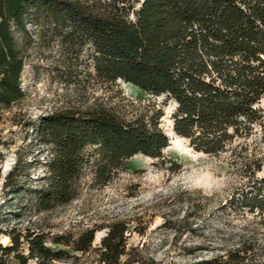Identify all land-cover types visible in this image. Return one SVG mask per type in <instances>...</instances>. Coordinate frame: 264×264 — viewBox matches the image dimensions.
<instances>
[{
  "label": "trees",
  "instance_id": "1",
  "mask_svg": "<svg viewBox=\"0 0 264 264\" xmlns=\"http://www.w3.org/2000/svg\"><path fill=\"white\" fill-rule=\"evenodd\" d=\"M27 24L75 55L87 45L96 78L122 79L173 100V132L195 151L217 155L235 139L248 138L255 125L264 131V0H0V104L6 106L24 96L20 76L34 42ZM162 115L154 104L130 118L92 106L55 110L28 124L46 147L44 183L33 189L37 208L49 211L72 200L88 164L106 182L132 156L160 157L170 144L159 127ZM20 164L17 159L5 176L12 194L20 190ZM255 180L234 201L262 216L264 176ZM103 227L106 234L92 247ZM127 228L126 221L112 220L76 238L54 235L51 242L93 251L99 264L143 263L128 248ZM0 232L8 237L6 245L0 242V264H10L9 256L16 264H56L75 256L48 247L41 229ZM189 264H264V243L244 239Z\"/></svg>",
  "mask_w": 264,
  "mask_h": 264
},
{
  "label": "rangeland",
  "instance_id": "2",
  "mask_svg": "<svg viewBox=\"0 0 264 264\" xmlns=\"http://www.w3.org/2000/svg\"><path fill=\"white\" fill-rule=\"evenodd\" d=\"M27 28L34 42L20 76L24 96L9 106L0 104V231L41 229L48 247L76 256L56 264H99L93 251H74L52 243L51 237L76 238L82 230L112 220L127 222L128 248L143 261L133 264H189L224 253L244 239L264 243V215L234 201L256 184L255 178L264 176V131L259 125L248 138L235 139L217 155L194 153L186 141L162 150L160 157L132 156L106 182L98 180L88 164L72 200L39 210L33 189L44 183L46 147L39 146L28 124L55 110L92 106L130 118L154 104L163 111L159 127L166 133L176 105L123 81L96 78L87 45L75 55L57 40L49 42L35 25ZM259 106H264V98ZM17 159L20 190L12 194L4 181ZM106 231L103 227L95 232L92 247ZM3 237L0 232L1 243ZM26 248L23 243L24 253ZM8 261L16 264L12 256ZM28 264H37L36 259Z\"/></svg>",
  "mask_w": 264,
  "mask_h": 264
},
{
  "label": "bare ground",
  "instance_id": "3",
  "mask_svg": "<svg viewBox=\"0 0 264 264\" xmlns=\"http://www.w3.org/2000/svg\"><path fill=\"white\" fill-rule=\"evenodd\" d=\"M118 80L123 81L122 79H118ZM123 82H124V81H123ZM124 83H126V82H124ZM127 84H129V83H127ZM129 85H131V84H129ZM173 104L176 105L175 102H173ZM166 134H167V135L169 136V138H170V144H169V146L166 147L165 149H167V148H171V147H174V146L176 147L178 144H182V142L184 143V142L187 141V139H185L184 137H180V136L176 135V134L173 132V129H172V121H171V123H170V130L167 131ZM177 147H178V146H177ZM190 148H191V147L185 145V149L190 150ZM165 149H164V150H165ZM194 153H201V152L194 151ZM137 155H141V154H137ZM142 156H144V155H142ZM144 157L151 159V157H148V156H144ZM97 238H98V239L100 238V234H99V232H97L96 239H97ZM96 239H95V240H96ZM2 243H3L4 245H6V244L8 243V237H7V236H4V237H3Z\"/></svg>",
  "mask_w": 264,
  "mask_h": 264
},
{
  "label": "water",
  "instance_id": "4",
  "mask_svg": "<svg viewBox=\"0 0 264 264\" xmlns=\"http://www.w3.org/2000/svg\"><path fill=\"white\" fill-rule=\"evenodd\" d=\"M143 0H141V2H142ZM141 4V3H140Z\"/></svg>",
  "mask_w": 264,
  "mask_h": 264
}]
</instances>
